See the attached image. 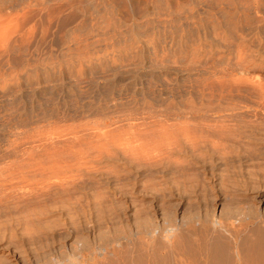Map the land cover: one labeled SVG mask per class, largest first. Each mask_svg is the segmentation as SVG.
I'll return each mask as SVG.
<instances>
[{"label": "rangeland", "instance_id": "rangeland-1", "mask_svg": "<svg viewBox=\"0 0 264 264\" xmlns=\"http://www.w3.org/2000/svg\"><path fill=\"white\" fill-rule=\"evenodd\" d=\"M0 264H264V0H0Z\"/></svg>", "mask_w": 264, "mask_h": 264}, {"label": "bare ground", "instance_id": "bare-ground-1", "mask_svg": "<svg viewBox=\"0 0 264 264\" xmlns=\"http://www.w3.org/2000/svg\"><path fill=\"white\" fill-rule=\"evenodd\" d=\"M233 3V2H232ZM235 3V2H234ZM235 5H237V4H235ZM235 5H233V6H235ZM233 8V10H235V8L234 7H231V9ZM237 11V10H236ZM231 12V11H230ZM229 12V13H230ZM245 12V11H244ZM234 13H236L235 11H234ZM243 13V12H242ZM246 13V12H245ZM225 15H226V13H225ZM244 15V14H243ZM246 15V14H245ZM230 16V15H229ZM234 16V15H233ZM227 17V16H226ZM51 89V88H50ZM223 89V88H222ZM51 112V111H50Z\"/></svg>", "mask_w": 264, "mask_h": 264}]
</instances>
